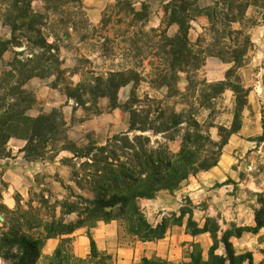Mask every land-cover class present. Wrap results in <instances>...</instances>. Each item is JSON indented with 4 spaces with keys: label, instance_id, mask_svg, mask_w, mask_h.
Returning a JSON list of instances; mask_svg holds the SVG:
<instances>
[{
    "label": "rangeland",
    "instance_id": "374dc122",
    "mask_svg": "<svg viewBox=\"0 0 264 264\" xmlns=\"http://www.w3.org/2000/svg\"><path fill=\"white\" fill-rule=\"evenodd\" d=\"M28 2V0H26ZM47 10L33 26L20 29L18 21L30 20L29 13L22 12V7L11 8V21L15 29L13 42H20L22 46L9 45V53L3 58L2 64L10 62L14 51H22L21 58H30L33 54H46L52 59L53 68L62 73L56 79L55 75L34 77L28 80L26 87L35 93L38 103L29 111L37 116L41 111L49 112L57 109L64 117L68 134L79 145L96 142L105 144L107 139L119 132L126 131L129 126V107L131 101L135 106H147L152 99L158 100L163 106H168L178 112L183 111L186 116L198 120L207 129L214 140L219 139V126L229 127L232 123L238 100H244L243 111L239 114L238 126L240 132L229 140V146L223 149L225 157L234 160L233 168L238 172L239 179L248 180L250 187L245 188L246 202L255 210L261 208L264 202V9L258 5L249 7L250 22L258 21L263 25L253 37V47L245 57V66L233 69L226 84L239 93L224 92V85L219 82H207L202 72L190 69L188 85L186 80L174 88L167 89L168 82H161L165 59L159 50L165 36H173L179 29L178 23L170 22L168 0H106L99 21H93L89 7L83 0H47ZM193 7L190 22V33L193 34L194 50L204 49L211 30L201 31L196 19L202 17L203 10ZM220 10H218L219 12ZM216 25L220 36H227L229 20L217 14ZM250 22L247 25L249 29ZM208 27V26H207ZM211 28V26L209 27ZM251 29V28H250ZM40 30L46 36V44H34L33 39ZM39 31V32H40ZM166 32V34H164ZM197 33L200 37L197 38ZM41 36V33H39ZM235 36L234 34L232 35ZM232 37V38H233ZM228 38V37H227ZM211 42V41H210ZM14 47V48H13ZM228 62L229 57H225ZM124 72L122 78L113 77V89H110L109 73ZM167 71L172 77L173 73ZM194 72V73H193ZM196 77L193 78V75ZM177 75V72L174 73ZM184 75H181V78ZM119 81V82H118ZM119 84V85H118ZM167 84V85H166ZM78 89V90H76ZM110 92H109V90ZM251 89V90H250ZM76 90V91H75ZM72 94H79L81 101L76 102ZM3 92L0 91V97ZM185 127V125H183ZM183 133V131H181ZM152 140L165 143L161 135H152ZM181 141L178 138L170 142L171 148L179 151ZM69 153L63 152L57 162V171L53 175H40L37 185L32 187L29 201H19V211H32L41 217L48 216L57 222H62V230L77 222L78 213L66 214V204L80 202L72 196L76 194L90 197L89 193L79 189L72 181L71 167L60 161ZM204 158L202 153L199 159ZM229 182H234L230 180ZM235 183V182H234ZM71 188V190L69 189ZM2 189L0 185V190ZM186 210H193L190 201L183 199ZM257 205V207H255ZM206 207V206H205ZM256 213V212H255ZM4 220L0 222V240L2 233L8 231V213L2 214ZM202 215H199V218ZM206 217V214H203ZM169 222L177 219L168 216ZM208 226L217 232V249L215 255L219 260L214 264H262L264 249H261L253 236L247 237V232L236 237L240 227L233 220L221 215L206 217ZM94 223H89L88 228ZM123 235H125L124 229ZM40 232L45 235L43 228ZM259 241H264V231ZM253 233V232H250ZM232 245V257L229 255L226 240ZM66 245V244H64ZM8 245L0 241V264H11L5 252ZM256 254V255H255ZM242 256V260L239 259Z\"/></svg>",
    "mask_w": 264,
    "mask_h": 264
},
{
    "label": "trees",
    "instance_id": "16d2710c",
    "mask_svg": "<svg viewBox=\"0 0 264 264\" xmlns=\"http://www.w3.org/2000/svg\"><path fill=\"white\" fill-rule=\"evenodd\" d=\"M197 2L198 0L168 2V6H171L169 7L170 22L179 25L178 32L173 36H165L159 48L165 59L161 82H168V89L176 90L174 73L178 70L189 71L200 68L208 55L218 56L224 61L228 56V62H232L234 66L238 68L245 66V57L254 45L250 28L258 25L259 22H250V19L246 20L245 15L250 5H258L264 9V0H225L221 9L218 2L208 12L211 19L210 30L213 32L211 42L204 49L194 50L195 46L189 39V32L190 22L194 18L191 12ZM24 10L25 13H29L30 20L18 21L20 29L31 27L34 22L42 18L41 15L33 12L30 2L22 7L21 11ZM196 10L199 11L198 8ZM217 14L229 20L230 30L227 36H220L218 33ZM239 20L242 27L234 28V23ZM8 22L12 24L11 16ZM11 26L15 31L13 25ZM39 31H36L37 35L33 38L34 44L50 48L51 46L46 44V36H42V32ZM14 38L7 42L0 40V57L8 50L9 45L22 46L20 42H13ZM22 56V52L14 51V57L8 63L10 69L4 71L0 78V91L3 92V96L0 97V158L11 155L7 144L12 137L26 140L22 151L28 161H55L63 152H67L69 155L61 157L60 161L71 167L72 181L79 189L89 193L90 197L71 191L72 196L80 202L66 204L68 210L66 214L77 212L78 220L70 223L64 230L61 228L66 226H63L62 222L56 223L54 218L41 217L33 211L28 215L19 211V196L16 197L18 205L14 210L0 203V218L3 217V213L9 214L6 219L8 231L2 233L0 241L8 245L5 256L11 264H38L45 239L72 233L77 228L88 226L89 223H94L93 227L99 221L118 220L128 234L143 241L163 238L170 223L169 219L164 218L157 226H152L139 201L143 198H154L162 190L173 192L190 176L218 165L230 137L241 129L237 124L239 114L243 111L242 105H246L244 100H238L232 126L230 128L219 126L217 141L211 138L209 131L194 116L188 117L183 111L178 112L163 106L156 99L150 100L151 103L145 107L135 106V102L131 101L129 126L126 131L115 134L107 139L105 144L91 142L79 145L70 138L64 117L57 109L49 112L41 111L37 116L29 114L38 103V98L33 91L25 87L28 80L50 75H55L57 79L62 71L53 68L50 64L52 59L45 53L33 54L30 58H21ZM232 69L233 67L228 71V77ZM167 71H171L173 76H168ZM123 74L122 71H118V74L110 72L108 79L110 84L113 83L114 76L118 75V78H122ZM113 88V84L110 85V89ZM233 90L239 93L237 88L233 87ZM72 95L76 102L81 101L79 94ZM152 135H161L166 142L154 141ZM178 138L181 145L179 151L175 152L170 142H175ZM202 153L204 158L199 159ZM0 185L2 187L0 197H2L6 183L1 177ZM69 189L71 190L70 187ZM185 215H189L187 228L190 233L207 231L214 241L209 260L203 261L201 253L196 251L192 254V261L185 264H214L213 260H219L215 255L218 247L217 232L208 226V220L203 230L200 229L193 219V210L185 208L182 209L181 217L173 222L181 223ZM255 220L256 226L253 228H239L236 234L230 235L240 237L244 232H257L264 228L263 201L261 208L256 211ZM40 228H43L45 235L40 232ZM225 244L232 257V245L228 239ZM239 259L242 260V256H239ZM222 263L225 264L224 259ZM143 264L163 263L144 260Z\"/></svg>",
    "mask_w": 264,
    "mask_h": 264
},
{
    "label": "crops",
    "instance_id": "0c3cea01",
    "mask_svg": "<svg viewBox=\"0 0 264 264\" xmlns=\"http://www.w3.org/2000/svg\"><path fill=\"white\" fill-rule=\"evenodd\" d=\"M83 1L89 7L92 20L94 22L99 21L106 0ZM224 1L198 0L195 6L203 10V13L202 17L196 19V23L201 31L210 30L211 19L208 12L218 2L219 9H221ZM28 2H30L34 13L41 16L44 15L47 10V0H28ZM26 3V0H0L1 41H10L15 36V31L8 22V18L11 16V8L20 9ZM249 7L247 10H249ZM245 18L246 20L250 19L248 11H246ZM261 21L264 22V19ZM262 26L260 24L251 28L252 42L254 41L253 37L263 28ZM240 27H242L241 20L234 23V28ZM198 37L200 36L197 33ZM189 39L193 44L194 37L190 32ZM209 40L211 41V38ZM193 45L195 46V44ZM22 51L24 50H20V52ZM8 53L9 49L0 57V78L4 71L10 69L9 62L6 64L1 63L3 58L8 56ZM233 65V63L229 64L218 56L208 55L205 57V61L201 67L193 71L198 72L203 69L202 72L207 82L213 83V81H216L225 84L223 93H235L226 84L228 71ZM189 71L178 70L174 85L176 86V82L179 84L181 79L186 80L189 85ZM181 75L184 76L181 78ZM194 77H196L195 74L193 75ZM176 87L179 88L178 91H181L179 86ZM232 123L228 128L232 126ZM239 132L234 133L230 137V141ZM25 145L26 140L24 139L17 137L10 138L7 148L11 152V155L0 158V177L6 183V187L2 190L0 203L12 210L17 208V196L22 201H29L32 196V187L38 184L37 178L44 174L54 175L59 164L57 162L58 159L55 161H28L22 151ZM229 145L228 143L225 147ZM174 151L178 152L177 150ZM233 165L234 160L225 157L224 153H222L218 165L190 176L181 183L177 190L173 192L162 190L154 198L141 199L139 204L148 222L155 227L168 216L180 218L184 207L183 199H185L190 201L194 206L193 219L202 230L206 224V217L217 215L228 218L230 221H235L240 227L256 226V211L245 199V195L247 197L245 188L250 187V185H247L249 181L245 180L241 182L238 172L234 170ZM230 180H233L235 183L229 182ZM203 214H206V217H203ZM199 215H202L200 216L202 218H199ZM188 219L189 215H185L181 223H169L165 236L155 241L140 240L136 236L128 234L125 230L126 236H124L122 230L124 228L118 220L99 221L93 227H80L72 233L45 239L38 264H143L144 260L163 264H185L192 261V254L196 251L201 253L203 261H207L214 244L213 238L210 232L207 231H202L198 234L190 233L187 228ZM2 220H4L3 217L0 218V222ZM262 231H264V228L253 233L247 232L246 235L247 237L253 236L256 238L258 246L264 249V241H259L260 235L263 234Z\"/></svg>",
    "mask_w": 264,
    "mask_h": 264
}]
</instances>
